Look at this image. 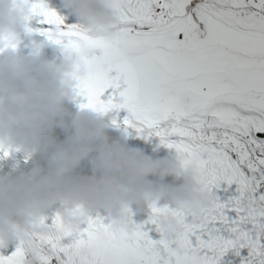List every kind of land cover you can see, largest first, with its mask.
<instances>
[{
	"label": "snow or ice",
	"instance_id": "snow-or-ice-1",
	"mask_svg": "<svg viewBox=\"0 0 264 264\" xmlns=\"http://www.w3.org/2000/svg\"><path fill=\"white\" fill-rule=\"evenodd\" d=\"M34 9L47 23H64L40 0ZM114 27L111 39L76 25L59 36L47 31L50 40L88 53L81 106L128 108L139 131L153 130L202 169L213 203L198 223L180 210L151 206L159 239L143 225L127 235L93 218L71 244L58 238L51 246L66 253L64 264H220L229 249L239 255L244 248L242 264H264V136L258 135L264 134V0H121ZM122 85V102L115 92L101 99ZM222 185L230 193L224 199L214 191ZM164 211L178 222L172 238L163 237L157 222ZM24 256L19 247L0 256V264H24ZM41 260L48 264L49 257Z\"/></svg>",
	"mask_w": 264,
	"mask_h": 264
},
{
	"label": "clouds",
	"instance_id": "clouds-1",
	"mask_svg": "<svg viewBox=\"0 0 264 264\" xmlns=\"http://www.w3.org/2000/svg\"><path fill=\"white\" fill-rule=\"evenodd\" d=\"M50 9L47 0H40ZM64 6L82 20L81 30L92 37L115 38L114 26L121 22V0H63ZM37 0H0V160L23 152L52 153L45 168L39 160L17 176L0 173V248L19 241L35 264L44 256V243L75 235L85 221L108 212L113 232L132 235L141 224L133 220V206L147 204L180 210L201 222L202 213L213 203L214 193L204 184V174L195 163L178 154L176 159H152L139 148L129 147L128 128L112 139L109 129L116 122L105 119L110 111L82 107L73 112L69 105L81 95V84L89 75L86 52L63 42L33 41L29 53L18 54L25 33L43 30L31 26ZM57 26L52 34L59 36ZM48 31V30H47ZM51 41L63 51V58L49 59ZM132 127L136 125L132 122ZM67 132L60 140L56 129ZM5 152L8 154L5 155ZM85 160L91 174L77 173ZM167 176L182 180L178 186L156 183L149 177ZM164 201L163 204L160 202ZM59 206L52 223L48 209ZM96 213L97 215H93ZM58 217V220H57ZM164 238L178 232L172 211L157 217Z\"/></svg>",
	"mask_w": 264,
	"mask_h": 264
},
{
	"label": "bare ground",
	"instance_id": "bare-ground-1",
	"mask_svg": "<svg viewBox=\"0 0 264 264\" xmlns=\"http://www.w3.org/2000/svg\"><path fill=\"white\" fill-rule=\"evenodd\" d=\"M157 10H159V9H157ZM71 26H73V25L72 24H70V25H60L59 27L62 30L66 31ZM76 26H78V25H76ZM79 27H81V26H79ZM56 28H57V26H54V27L44 26V27H42V30L44 32L45 37L47 38V30L51 29V30L54 31ZM113 74H115V72ZM122 88H123V85L121 86L120 89H117V88H114V87L107 88L101 94V99L104 100V101H107L110 98H113V93L115 92V93H117V95L114 97L115 102H117V103L122 102L123 99H121V96L118 95L119 91H121ZM76 100H78V103L74 104V102ZM76 100L69 105L71 111H73V112L79 111L80 110V105L87 102V98L82 96V95L77 97ZM119 109L120 108L111 109L105 115V119L109 120V121H113V119H114V121H115L116 120V113L118 112ZM124 111L126 113V117L128 119L132 120L133 123L136 125V127H132L131 125L125 124L124 122L119 123L118 124L119 127L114 126V127L110 128L108 130L109 134H110V137L112 139L120 138L122 136L124 128H128L129 132L131 133V135L129 136V138L127 140H133V141H136V140H139V139H142V140H145V139L155 140V139H157V137H159V136L155 135L154 131L151 130V129L145 128L143 131H139L138 128L142 127V125H140V123L134 119V117L130 114L128 108L125 107ZM116 122H118V121H116ZM56 133H57V135H58L60 140H64L67 137V132H65L61 128H57L56 129ZM172 136H175V135H172ZM172 136H170L169 138H171ZM19 247H21L19 241H12L7 247L0 248V256H3V257L11 256L14 252H16L17 248H19ZM43 248H44V256L49 257L48 264H57L55 258L53 257V255H51L50 248L45 243L43 244ZM24 254H25V262H27V260L31 259V253L25 252ZM35 264H43V261L41 259L40 260H36Z\"/></svg>",
	"mask_w": 264,
	"mask_h": 264
},
{
	"label": "rangeland",
	"instance_id": "rangeland-1",
	"mask_svg": "<svg viewBox=\"0 0 264 264\" xmlns=\"http://www.w3.org/2000/svg\"><path fill=\"white\" fill-rule=\"evenodd\" d=\"M121 99H123V97H121ZM78 103V100H76L75 102H74V104H77ZM115 109V108H114ZM125 108H120L119 110H118V112L116 113V120H115V122L116 121H118V122H116V124H119V123H122V122H124V120L127 118L126 117V113H125ZM124 118V119H123ZM114 120V119H113ZM263 136H264V134H262Z\"/></svg>",
	"mask_w": 264,
	"mask_h": 264
},
{
	"label": "water",
	"instance_id": "water-1",
	"mask_svg": "<svg viewBox=\"0 0 264 264\" xmlns=\"http://www.w3.org/2000/svg\"><path fill=\"white\" fill-rule=\"evenodd\" d=\"M258 135H261V136H263L262 134H258Z\"/></svg>",
	"mask_w": 264,
	"mask_h": 264
}]
</instances>
